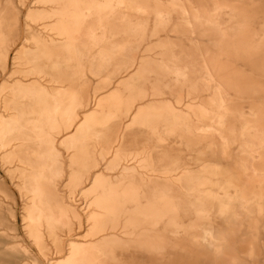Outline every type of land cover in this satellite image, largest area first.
I'll list each match as a JSON object with an SVG mask.
<instances>
[{
    "label": "rangeland",
    "instance_id": "374dc122",
    "mask_svg": "<svg viewBox=\"0 0 264 264\" xmlns=\"http://www.w3.org/2000/svg\"><path fill=\"white\" fill-rule=\"evenodd\" d=\"M0 264H264V0H0Z\"/></svg>",
    "mask_w": 264,
    "mask_h": 264
}]
</instances>
